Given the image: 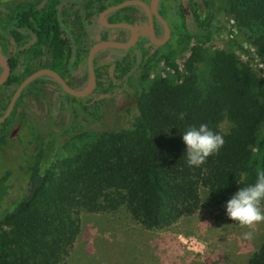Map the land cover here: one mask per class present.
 I'll use <instances>...</instances> for the list:
<instances>
[{"label":"trees","instance_id":"1","mask_svg":"<svg viewBox=\"0 0 264 264\" xmlns=\"http://www.w3.org/2000/svg\"><path fill=\"white\" fill-rule=\"evenodd\" d=\"M122 1L0 4V52L10 69L6 83L19 85L29 73L27 65L38 58L46 59L42 67L63 78L77 66L88 70L90 47L108 38L99 36L100 29H113L103 27L98 15ZM217 6L264 63V0H218ZM128 7L108 13V22L133 24L119 17ZM170 29V38L161 45L145 35L146 43L110 47L113 52L99 62L93 57L91 93L77 97L61 87L39 119L30 114L28 123L38 136L35 160L0 172L4 196L3 186L14 170L26 171V183L11 202L14 206L2 209L0 201V264H66L80 230V212L123 213L152 231L190 217L205 202L229 223L241 225L226 217L223 205L264 170V78L233 52L193 41L197 34L207 37L208 30L197 25L188 8L180 9L179 22ZM185 52L180 66L174 56ZM159 63L167 73L151 74ZM41 77L47 75L29 83ZM106 100L115 109L121 103L135 108L129 126L110 128L103 123L98 103ZM17 105L18 100L14 109ZM224 120L229 126L222 132ZM201 123L220 133L224 143L201 165L190 166L180 132ZM52 133L66 136L65 153L61 148L51 154V143L44 138ZM245 264H264V240Z\"/></svg>","mask_w":264,"mask_h":264},{"label":"rangeland","instance_id":"2","mask_svg":"<svg viewBox=\"0 0 264 264\" xmlns=\"http://www.w3.org/2000/svg\"><path fill=\"white\" fill-rule=\"evenodd\" d=\"M19 0H0V4L12 7ZM156 0L155 8L163 13L170 22H179L180 9L186 7L195 16L197 25L208 30L207 37L194 35V40H200L208 46L221 47L233 52L239 60L250 67L256 74L264 78V63L255 57L251 46L245 42L244 36L231 23L225 14L217 11V0ZM109 14L104 16L108 21ZM120 18H130L142 37L137 40L145 42L147 32V12L139 5H129L119 14ZM165 28L160 23H154V35L161 40ZM99 36L117 41H127L133 38L129 28L100 29ZM113 50L100 46L94 52L96 62L106 59ZM185 53L174 56L181 66ZM126 58V57H125ZM43 59H33L28 65L29 70L40 69ZM3 68V62H0ZM3 72V71H2ZM167 73V69L159 63L152 68L151 74ZM2 74V73H1ZM71 84L76 91L85 89L90 82V75L85 67H77L73 71ZM40 96L33 94V86L29 88L23 99L26 103H35L41 110L51 101L53 85L50 80L41 78L37 81ZM119 109L114 108L109 100L98 103V112L103 123L110 127L129 126L136 110L133 106L121 103ZM229 123L224 120L220 130L225 132ZM21 130L15 131L20 135ZM24 135L31 137V130L24 125ZM27 140V139H26ZM66 136L62 133L47 134L45 142L51 143L52 155L63 149L65 153ZM16 149L9 148L8 160L0 161V172L6 167L17 166L10 163L16 157ZM63 156V154H62ZM10 161V162H9ZM26 171L15 169L13 177L4 185L6 193L0 196L2 209L14 206L13 200L18 197L26 183ZM204 197V196H203ZM204 201V198H203ZM261 211L264 212V199ZM80 230L74 247L66 259V264H245L250 254L264 240V221L251 225H233L218 212L206 207L205 202L190 217L181 219L167 228L152 231L143 230L128 215L123 213L98 214L80 212L78 215ZM251 232L252 239H244L243 233Z\"/></svg>","mask_w":264,"mask_h":264},{"label":"flooded vegetation","instance_id":"3","mask_svg":"<svg viewBox=\"0 0 264 264\" xmlns=\"http://www.w3.org/2000/svg\"><path fill=\"white\" fill-rule=\"evenodd\" d=\"M161 16L167 22L169 29H170L171 24H177L175 22L167 21V19L163 15H161ZM178 19H179V17H178ZM155 21L160 23L156 18H153V25H154ZM71 25L72 24L69 23V28L71 27ZM160 25H162V24L160 23ZM137 29L139 31V37H138V39H139L140 37H142V33L140 32L138 27H137ZM165 33H166V30H165L163 35H165ZM146 35H147V32H146ZM170 36H171V29H170L169 38H170ZM106 39L112 40L109 38H106ZM103 40H105V39H103ZM135 43H137V41ZM38 59L40 60L43 58H38ZM45 63H46V59L44 60L43 64H45ZM43 67H47V66H43ZM43 67H40V68H43ZM77 67H82V66H77ZM74 69L75 68L70 69V72L66 75V78L62 77L64 79V81L66 82V84L69 87H71L72 89H74L72 87V84H71L72 80L74 79V75H73ZM35 70H37V69H35ZM35 70H32V71L29 70L28 75ZM2 71H1V73H2ZM87 72H88V70H87ZM1 73H0V75H1ZM41 78H46V79L50 80L51 84L53 85V91L51 94V101L48 102L49 104L52 105L54 102V98H55V92L61 88V85L53 76L47 75V77H41ZM40 79H38L37 81H40ZM37 81H34L31 84L27 83L23 87V89L20 91L19 95L17 96L10 112L4 117L3 120L0 121V161L8 160L7 153L9 152V148L14 147L16 149L17 154H16V157L13 158L11 162L10 161L9 162L14 163L19 168L24 167L21 165H24L25 163H32L35 160V154L37 152V145H38L37 131L35 130L34 127L32 128L29 125L27 119L30 117V114H33L35 116L34 120L39 119L41 109L39 108V106L35 105V103H26L25 100L23 99V96L25 95V93L29 92L30 91L29 88L32 86H33V91H32L33 94H35V96H37V97L40 96V94H41L40 89L38 87H36ZM17 86L16 87H9V84H7L6 82H4L0 85V118L6 112L8 105H9L10 98L13 95L14 91L16 90ZM54 90H56V91H54ZM83 97H85V96H83ZM17 100L20 102V105H17V108L14 109ZM70 105H71V103L69 102V104H68L69 108H70ZM30 110H32V111L30 112ZM24 125L28 129L31 130V135H30L31 137H29V138H27L26 135H24ZM17 130H21L20 135H17L18 133H15V131H17ZM6 168H8V167H6Z\"/></svg>","mask_w":264,"mask_h":264},{"label":"clouds","instance_id":"4","mask_svg":"<svg viewBox=\"0 0 264 264\" xmlns=\"http://www.w3.org/2000/svg\"><path fill=\"white\" fill-rule=\"evenodd\" d=\"M183 117V113L179 114ZM181 141L184 144V156L190 166H199L205 159L217 152L224 143L223 136L214 132L207 124L189 126L180 132ZM264 199V170L256 173L253 183L239 187L224 202L223 209L226 217L241 225H251L254 222L264 221V212L259 204ZM253 234L243 233L244 239H252Z\"/></svg>","mask_w":264,"mask_h":264},{"label":"water","instance_id":"5","mask_svg":"<svg viewBox=\"0 0 264 264\" xmlns=\"http://www.w3.org/2000/svg\"><path fill=\"white\" fill-rule=\"evenodd\" d=\"M155 2H156V0H149V3L145 2L144 0H124L118 4L108 6L107 8H105L103 11H101L99 13L98 21L103 27H107V28H125L126 27V28H129L133 32V38L128 39L127 41H117V40H108V39L99 40V41H96L90 47L89 52H88V57H87V69H88V72L90 75V82H89V85L85 89H82L80 91H76V90L72 89L71 87H69L66 84L64 79L58 73L51 70L50 68L43 67V68L37 69V70L31 72L29 75H27L21 81V83L17 86L16 90L14 91L13 95L10 98L8 108H7L6 112L4 113V115L0 118V121L3 120L4 117L10 112L17 96L19 95V93L23 89V87L27 83H29L30 81H32L33 79H35L36 77H38L40 75L46 74V75L53 76L60 83L63 90L66 91L67 93H69L70 95H73V96L83 97V96H86L92 92V90L94 89V86H95V73L93 70V56H94V52L96 51V49L99 48L100 46H103V45H106L108 47H114V48H122V49L123 48H129L137 41V39L139 37V31H138L137 27L132 23L123 22V21H121V22H107V21H105L104 16L107 13H110L114 10H118L122 7L129 6V5L142 6L147 12V22H148L147 37H148L149 41L155 45H161V44L165 43L169 38L170 29H169L165 19L160 15V13L155 8ZM153 18H156L164 26V28L166 30V33L161 40L156 39V37L154 35ZM0 58L3 61V72L0 75V85H1L2 83L6 82V80L8 79L10 69H9L8 60H7L6 56H4V54H2L1 52H0Z\"/></svg>","mask_w":264,"mask_h":264},{"label":"bare ground","instance_id":"6","mask_svg":"<svg viewBox=\"0 0 264 264\" xmlns=\"http://www.w3.org/2000/svg\"><path fill=\"white\" fill-rule=\"evenodd\" d=\"M0 62H3L1 58H0ZM88 85H89V84H88Z\"/></svg>","mask_w":264,"mask_h":264}]
</instances>
